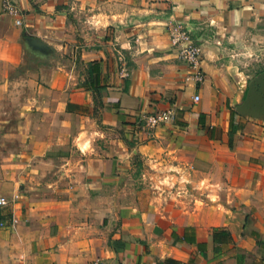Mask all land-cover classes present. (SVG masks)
Wrapping results in <instances>:
<instances>
[{
  "label": "crops",
  "instance_id": "crops-1",
  "mask_svg": "<svg viewBox=\"0 0 264 264\" xmlns=\"http://www.w3.org/2000/svg\"><path fill=\"white\" fill-rule=\"evenodd\" d=\"M13 1L21 25L0 0V264H264V114L238 110L253 80L223 59L226 45L264 50V0ZM177 31L202 46L201 80ZM143 161L214 200L169 220L128 189Z\"/></svg>",
  "mask_w": 264,
  "mask_h": 264
},
{
  "label": "rangeland",
  "instance_id": "rangeland-1",
  "mask_svg": "<svg viewBox=\"0 0 264 264\" xmlns=\"http://www.w3.org/2000/svg\"><path fill=\"white\" fill-rule=\"evenodd\" d=\"M226 47L227 50L223 55L226 64L246 71V74L252 80L259 76H264V72H260L264 71V50L253 48L251 45L243 43L231 46L226 45ZM1 137L2 135H0ZM1 142L2 140L0 139ZM2 158L3 154L0 152V159ZM139 162L142 164L141 160L136 161V163ZM179 174L177 171L162 167L153 168L145 165L143 161L140 179L128 186V189L133 191L134 196L140 197V202L145 203L146 207L153 206L167 210L165 212L168 214L169 220L171 218L184 219V217L189 215V212L197 213L201 208L205 209V201L212 200L213 198L207 199V195L202 193L201 189L194 187L192 183H188L187 188L186 183L180 181L181 179L171 177L172 175L179 176ZM170 210H174V217H171L172 211Z\"/></svg>",
  "mask_w": 264,
  "mask_h": 264
},
{
  "label": "built area",
  "instance_id": "built-area-1",
  "mask_svg": "<svg viewBox=\"0 0 264 264\" xmlns=\"http://www.w3.org/2000/svg\"><path fill=\"white\" fill-rule=\"evenodd\" d=\"M2 5L4 12L10 16L16 17V24L21 25V11L13 0H2ZM173 47L178 49L180 58L187 62L191 67H193L196 72V77L198 80L202 79V74L199 72V65L202 62L203 51L202 46L192 41L187 32L177 31L172 35ZM193 100L195 102L200 101V96H194ZM174 119V112L172 110L158 112L149 116H146L145 126L150 128H155L159 125L166 124L170 120ZM8 204L7 200L4 198L0 199V206H6ZM92 264H104L102 261L98 260Z\"/></svg>",
  "mask_w": 264,
  "mask_h": 264
},
{
  "label": "water",
  "instance_id": "water-1",
  "mask_svg": "<svg viewBox=\"0 0 264 264\" xmlns=\"http://www.w3.org/2000/svg\"><path fill=\"white\" fill-rule=\"evenodd\" d=\"M240 112L253 110L264 114V76L254 79L250 85L246 100L238 108Z\"/></svg>",
  "mask_w": 264,
  "mask_h": 264
},
{
  "label": "trees",
  "instance_id": "trees-1",
  "mask_svg": "<svg viewBox=\"0 0 264 264\" xmlns=\"http://www.w3.org/2000/svg\"><path fill=\"white\" fill-rule=\"evenodd\" d=\"M260 72H264V71H260ZM213 240L215 243H221V244H229L232 242V237L231 235L226 232V231H214L213 233ZM158 264H183L177 260H173V259H166V260H157ZM187 264H193L192 261H189Z\"/></svg>",
  "mask_w": 264,
  "mask_h": 264
}]
</instances>
